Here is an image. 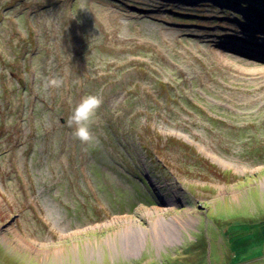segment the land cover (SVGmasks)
<instances>
[{"label":"rangeland","instance_id":"obj_1","mask_svg":"<svg viewBox=\"0 0 264 264\" xmlns=\"http://www.w3.org/2000/svg\"><path fill=\"white\" fill-rule=\"evenodd\" d=\"M249 219L264 0H0V264H264L259 227L226 229Z\"/></svg>","mask_w":264,"mask_h":264},{"label":"clouds","instance_id":"obj_2","mask_svg":"<svg viewBox=\"0 0 264 264\" xmlns=\"http://www.w3.org/2000/svg\"><path fill=\"white\" fill-rule=\"evenodd\" d=\"M63 84V81L58 78H54L48 82L46 87L59 88ZM103 103L102 98L97 95H88L82 99V101L75 107L72 115L68 120L69 127H75L74 137L81 143H90L93 140L90 127L93 123V117L97 110Z\"/></svg>","mask_w":264,"mask_h":264},{"label":"trees","instance_id":"obj_3","mask_svg":"<svg viewBox=\"0 0 264 264\" xmlns=\"http://www.w3.org/2000/svg\"><path fill=\"white\" fill-rule=\"evenodd\" d=\"M245 9H247V11L253 10V8L250 6H245ZM168 141L172 144H179L180 146L184 147V152L186 153V156L189 157L191 159V161H193L195 164L202 166L203 170H208L210 168H216L215 166L213 167L212 164H210L207 160L201 158L196 153V151L194 149H192L191 147L186 146L185 144L181 143L180 140H178V139L174 140V138H170ZM201 163H203L205 166L201 165ZM252 220L253 219H249L246 222H242L240 220H231V222L229 224H226V229H229V228L232 229V228H237V227H247V226H249V227L253 226L254 227L255 226V227H259L258 231L260 232L261 236H263L264 235V230H263L264 229V221L260 224V223H251ZM237 238L238 237H235V238H232L231 240L234 242L237 240ZM262 240L264 242L263 237H262Z\"/></svg>","mask_w":264,"mask_h":264},{"label":"bare ground","instance_id":"obj_4","mask_svg":"<svg viewBox=\"0 0 264 264\" xmlns=\"http://www.w3.org/2000/svg\"><path fill=\"white\" fill-rule=\"evenodd\" d=\"M191 255H189V259H190Z\"/></svg>","mask_w":264,"mask_h":264}]
</instances>
